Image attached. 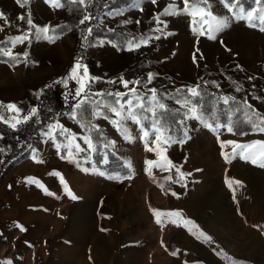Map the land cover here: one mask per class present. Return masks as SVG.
<instances>
[{
	"label": "rangeland",
	"instance_id": "rangeland-1",
	"mask_svg": "<svg viewBox=\"0 0 264 264\" xmlns=\"http://www.w3.org/2000/svg\"><path fill=\"white\" fill-rule=\"evenodd\" d=\"M210 3L212 13L218 16L228 15L219 0H210ZM57 4H60V0H32L29 7L25 8L18 5L17 0H0V12H3L5 17L0 18V48L11 51L15 57L12 59L0 55V105L15 104L23 110L22 114H26L36 105L42 83L53 79V84L58 83L61 92H65L68 86L75 90L79 87L77 79L70 78V70L75 62L71 63V58L82 25L55 36L54 42L24 39L15 44L11 43L14 38L27 33L26 21L29 14L38 27H50L51 24L58 23L60 10ZM169 4L184 7L181 0H156L155 4L152 0H132L119 10L100 14L99 22L109 28L122 30L130 38H139L141 35L154 37L159 34L152 31L156 27L154 17ZM26 9L28 16L20 20L19 17L24 16ZM195 15L194 24L189 15L160 16L166 24V27L160 25L164 28L165 35L158 40L152 39L147 46L135 50L116 47L119 54L111 52L109 45L103 42L110 41L109 39L97 37L88 48L89 58L97 60L107 79H110L113 89L123 91L122 82H118L124 78V70L135 63L138 53H145L146 68L137 77L126 79L140 81L136 91L142 96L148 89L155 88L153 80L151 83L144 80L149 73L153 76L162 73L173 77L175 82L184 86H196L198 80L195 74L199 59L216 73L220 70V60L225 65L243 69L249 77H255L258 70L262 69L259 73L264 87V31L248 26L245 19H229L228 27L215 33V39H211L208 34H202V29L198 27L199 14ZM137 20L139 23H136ZM210 23L212 21L209 19ZM207 27L208 25L205 28ZM25 52L28 53L27 57L22 55ZM81 64L84 66L77 70L75 75L82 78L81 83L87 85L85 90L91 92L102 86L103 80L89 81L88 76H84L83 70L89 69L92 73L93 71L88 64ZM104 73L96 74L102 76ZM63 80H66V84L59 82ZM0 111L3 112L5 120L14 115V112L7 109ZM14 122L11 120L8 124ZM182 127L183 147L172 137L167 147L163 144L148 150H165L172 154L169 170H154L152 166L150 183H147L149 191L146 190V201L151 203V211L149 207L142 206V197H138L137 202H134L132 209L135 211L123 213L120 210L118 223L121 237L117 245L119 253H114L112 258L103 263L264 264V199H257L256 193L251 192V189L248 191L249 179L246 178L248 174H245V169L249 170L248 166H260L241 158L239 150L233 155L236 145L264 142V132L235 136L227 127H221L214 132L195 118H184ZM45 142L41 150L34 142L28 159L4 166L11 146L2 140L0 133V149H3L0 152V171H3L0 177V261L32 264L31 258L21 253L24 249L21 245L22 238H17V220L23 211L36 208L35 205L39 203L40 187L37 182L29 183V178L37 181L38 176L43 177L37 174L40 169L50 167L53 170L55 165L57 166L58 154L54 142L47 137ZM254 147L258 148L260 145L255 144ZM238 160L243 163L236 165L238 169L243 168V177L237 174L238 169L230 168V165ZM152 161L157 162V159L153 158ZM165 169L167 170V167ZM248 173L251 177L255 172ZM169 176L172 177L171 180L167 179ZM237 181L240 183H236ZM240 186L242 189L238 190L237 187ZM32 188H36L37 192ZM246 192L250 194L249 197H245ZM235 195L240 197L237 199ZM229 197L231 210H228ZM103 208L106 209L107 206ZM165 213L179 215L165 216ZM193 216H196L199 222L195 221ZM128 218L129 221L142 218L136 221L137 232L134 237L122 235L129 229L126 226ZM158 219L160 222H157ZM130 243L135 251L134 261L127 259L131 251L128 245ZM109 248L111 249L110 246Z\"/></svg>",
	"mask_w": 264,
	"mask_h": 264
},
{
	"label": "crops",
	"instance_id": "crops-1",
	"mask_svg": "<svg viewBox=\"0 0 264 264\" xmlns=\"http://www.w3.org/2000/svg\"><path fill=\"white\" fill-rule=\"evenodd\" d=\"M103 42L109 45L108 48H110L111 52L119 54L116 46H113L115 45L114 43L110 41ZM81 65L84 66V64ZM83 71L85 72V70ZM86 71L88 77H96L98 78L97 81L103 80L102 86L92 90L91 92L93 93H125L127 91L124 87L123 91L113 89L110 79L105 76L106 73L100 76L92 73L89 69H86ZM122 79L126 80L123 77ZM126 81H134V79ZM121 82L120 79L118 83ZM107 84H109L108 87ZM55 87L61 92L58 83ZM68 87H66L67 90ZM129 87L131 88L133 85L129 84ZM39 98L37 97L36 99V107L38 106ZM73 111H76V109ZM71 113L58 117L54 121L67 129L71 128L70 131L72 133L81 136L84 133L79 127L77 120L71 118ZM112 118L114 119L115 117ZM53 122L46 124L32 138V143L34 144L35 142L40 150L46 143L43 133L47 131V126ZM93 122L106 130L111 142H114V144L111 143L113 150L130 161L132 175L122 180L110 179L104 174L100 175L101 171L89 170L86 166L92 160L94 150L80 153L76 157V161H73L71 159H62L60 151L57 152L58 150L55 147L58 154L57 166L55 165L53 170L50 167L38 169L37 174L43 175V177L38 176L37 178V184L42 193L38 191V205H35L36 208H28L29 210L23 211L17 220V224H19L17 238H22L21 245L24 249L21 250V253L25 257H30L32 264H104L103 261L112 258L111 255L119 253L117 245L121 237L118 223L120 212L129 213L130 210L135 211L132 207H134V202H137L138 197L143 198L142 206H147L150 211L152 210L150 208L152 206L151 203L146 201V195L149 191L147 183H150L149 175L152 174V166H154V170L156 168L159 171L160 169L163 172L168 171L169 164L172 162V154L165 150H148L163 144L167 147L169 142H165L164 134H160L159 143L155 142L153 138H149L146 144L141 127L131 120L125 122L126 132L124 134L110 120L101 118L93 120ZM55 134L56 143H58L59 132L57 131ZM246 135L251 134H245L244 136ZM77 143L81 147L87 148V145L82 140H77ZM66 151L67 149H65V153ZM73 152L75 153L74 148ZM153 158L157 159V162H153ZM147 161H152L153 163L149 165ZM237 163L243 164L241 160H238L235 164H231L230 168L238 169ZM157 165L162 166L157 167ZM166 167L167 170L165 169ZM248 167L249 170L245 169V174H248L246 178L249 179L248 191L251 189V192L256 193L257 199H264V167ZM84 169H88V171H84ZM238 170L237 174L241 175L243 168ZM51 171L62 175L64 182L77 199L73 200L67 195L60 178L52 174ZM249 171H254L255 173L250 177ZM237 189H242V186L237 187ZM32 190L37 192L36 188H32ZM244 195L249 197L250 194L246 192ZM235 197L238 199L240 196L235 195ZM124 204L125 207H123ZM106 206L107 208L104 209L103 207ZM228 210H231L230 197ZM141 219L136 220L133 218V220L130 219L129 221L128 218L126 226L129 229L124 230L127 233H122V235L134 237L135 232H137L136 221ZM193 219L199 222L196 216H193ZM202 220L205 221L204 219ZM131 244H128L131 251L128 253L127 259L134 261L133 252L135 251L134 249L132 250Z\"/></svg>",
	"mask_w": 264,
	"mask_h": 264
},
{
	"label": "trees",
	"instance_id": "trees-1",
	"mask_svg": "<svg viewBox=\"0 0 264 264\" xmlns=\"http://www.w3.org/2000/svg\"><path fill=\"white\" fill-rule=\"evenodd\" d=\"M131 1L132 0H93L94 7L89 5L87 10L92 13L94 18L91 23L86 22L82 25L81 34L76 42V48L72 55L71 63L79 60L82 63L88 64L93 73H104L103 69L97 64V60L90 59L88 55V48L93 39L97 37L106 38L115 45H120L126 38H130V36L118 28H109L100 23L99 16L104 12L119 10L130 4ZM30 2H32V0H29L23 6L28 8ZM242 2L245 10H252L254 16L264 14L261 12V10L264 9V0H242ZM60 4H63L62 7H59L60 19L58 23L51 24L49 27L50 35H62L79 25L78 21L82 15L79 6L77 4L64 3V0H60ZM27 12L26 9L24 17L28 16ZM190 17L191 22L194 24L196 15ZM23 23L24 21H22V25H24ZM88 27L92 28L91 34L86 32ZM198 27L204 29L206 25H200ZM261 27H264V25H261ZM53 29L55 30L54 32L52 31ZM86 35L87 40L84 41ZM119 48L123 50V48ZM145 56V53L137 54L135 63L127 67L123 72L125 79L137 77L138 74L146 68L147 62L145 61ZM261 71L262 69L258 70V74L255 77H249L243 69L232 67V65H225L223 61L220 60V70L216 73L212 71L202 59H199L195 76L198 80L197 84L200 86L199 91L202 94L200 107L198 109V115L201 116V119H195L204 123L214 132L224 127L222 125L227 124L229 118L231 119V133L236 136L259 131L260 127H264V123L260 120V118H264V87L259 73ZM144 80L147 81V77ZM152 80L158 96L168 93L171 97H175L177 95V89H184L187 87L180 82H175L173 77L163 75L162 73L154 75ZM108 86L109 84H107V87ZM237 88L240 90L237 91ZM75 91L74 88H69L65 92H59L53 84V79H50L40 86V98L37 106L39 108V113L36 117H33L32 120L27 123L21 124L16 129L11 128L8 123L0 122L2 140L8 142L11 146L7 160L3 164L4 166L7 163L17 164L24 159H28L33 151L32 138L35 134L46 124L53 122L58 117L73 112V106L77 102V98L73 95ZM182 94L183 93H181V95ZM225 96L232 98L227 104H225L222 99ZM127 98L128 97L125 96V99ZM163 102L169 110L166 119L167 124L171 128V138L173 137L172 139L175 141H181L179 143L183 147L184 132L180 121H183L185 118L184 114L186 109L178 105L173 98L164 99ZM245 105L249 107H245ZM76 111L79 117V110L76 109ZM159 111L160 110L157 109L158 114ZM245 112H247L248 117H251V119L246 118L244 115ZM256 113H258V116ZM87 115V112H85V117H87ZM92 123L94 122L92 121ZM143 123L145 126H148V121H144ZM99 128L100 133L94 132L92 134L95 149L92 160L89 161L86 166L89 170L103 172L104 175L110 179L122 180L130 177L132 175L130 161L121 157L113 150L112 144L110 143V136L102 126H99ZM101 134L103 138H101ZM163 134L165 138L169 136L168 132H163ZM61 140V137L57 138L58 143H60ZM106 143L108 145L107 147L104 146ZM59 151L61 157L65 155V148L61 147ZM2 174L3 171L1 170L0 177Z\"/></svg>",
	"mask_w": 264,
	"mask_h": 264
},
{
	"label": "snow or ice",
	"instance_id": "snow-or-ice-1",
	"mask_svg": "<svg viewBox=\"0 0 264 264\" xmlns=\"http://www.w3.org/2000/svg\"><path fill=\"white\" fill-rule=\"evenodd\" d=\"M28 0H17V4L23 6L27 3ZM184 7L180 8L178 4H169L167 5L161 13L157 14L154 17L156 21V27L152 30L158 35L154 37L152 35H141L139 38H126L120 45H113L116 47H121L126 50H135L141 46H147L148 42L152 39H160L162 35H165L164 28L160 27V25L166 24L163 20L160 19L162 15H189L193 16L195 14H199V25H208L207 28L202 29V34H208L209 38L215 39V33L220 32L223 28L228 27L229 19H245L248 22V26L259 28L260 31H264V14L255 15L252 10H245L243 7L242 0H219L220 4L226 9L228 15L226 16H218L210 11L211 3L210 0H181ZM64 3H72L77 4L79 6V10L82 15L78 21L79 25H84L86 22L91 23L94 18L92 13L87 10L88 6L91 5L94 7L93 0H64ZM152 3L155 4L156 0H152ZM239 5V7H238ZM63 4H57V7H62ZM142 10V9H141ZM264 13V9L261 10ZM0 18H5L4 13L0 12ZM20 20H24V16L19 17ZM209 19L212 23L209 24ZM28 25L27 33L24 36L14 38L11 43L15 44L17 42H21L24 39H44L50 42H54L55 36L49 34V27L36 26L29 14L28 19L26 21ZM126 23H130V21H126ZM136 23H139L137 20ZM35 29V32H33ZM55 31L54 29L52 30ZM88 34H91L92 28L88 27L86 29ZM87 40V35L84 37V41ZM83 46V41H82ZM0 55L8 56L12 59H15L12 56L11 51H5L0 48ZM27 57L28 53L25 52L22 54ZM194 62H195V54H194ZM83 67L79 60L74 62L73 68L70 70V78L77 79V83L79 87L73 93V95L77 98L76 104L73 106L74 109L79 110V117L77 115V111H73L70 116L72 119L77 120L79 127L82 129L84 133L81 136H77V134L72 133L70 130L60 125L58 122L54 121L53 123L47 126V131L43 133L45 137L51 139L54 142V146L57 148L58 152L61 147L67 149L65 155H63L62 159H71L76 161V157L85 151H92L95 149V144L92 138V134L100 133V128L98 125L92 123L93 120L96 119H105L110 120L111 123L117 126L118 130L121 131L122 134L126 132L125 122L131 120L135 122L138 126L141 127L142 135L145 138V143L147 144L149 138H153L155 142H160V134L163 132H168L169 136L166 138L165 142H171V128L167 124L166 115L168 113V109L166 104L163 102L164 99L173 98L175 102L180 105L182 108H185V118H196L201 119V116L198 115V109L200 107V99H202V94L199 91V84L193 87H186L184 89H177V95L175 97H171L168 93H164L162 96H158L157 90L155 88H150L144 95H140L136 88L140 85V81H126L121 78L123 87L127 90L125 93L120 92H96L92 93L90 91H86L87 85L81 83L82 78H77L75 73L77 69ZM239 67V66H238ZM87 71L85 69L84 76L87 77ZM153 78V74L149 73L147 80L148 83H151ZM89 81H95L98 78L96 77H88ZM66 84V80L59 81ZM215 83V82H213ZM129 84H132L133 87H129ZM218 87V85H217ZM237 91L240 89L237 88ZM181 93H183L181 95ZM38 98H39V94ZM125 96H128L125 99ZM223 102L227 104L231 97H223ZM245 107H249L245 105ZM0 109H7L11 112H14V115L10 116L8 120H5L3 112L0 111V122L9 123L11 120H14V123H10V127L13 129L17 128L18 124L27 123L32 120L33 117H36L39 113V108L34 106L27 111L26 114H22L21 109H19L15 104H7L0 105ZM157 109H159V114L157 113ZM85 112H87V117H85ZM246 118L248 117L247 112L244 113ZM258 116V113H256ZM112 117H115L114 119ZM261 122L264 123V118H260ZM144 121H148V126L144 125ZM183 121H180L182 123ZM231 119L229 118L227 124L222 125L227 127L229 132H232V127L230 126ZM59 132V136L62 138L60 143H56V132ZM259 131L264 132V127H260ZM101 138L102 134H101ZM77 140H82L87 148L81 147ZM181 142V141H176ZM113 143L114 142H110ZM232 143V142H228ZM255 144H259L260 147H254ZM107 147V143L104 145ZM73 148L75 149V153L73 152ZM151 150V149H149ZM237 150L241 155V158L245 160H249L253 164H259L260 167H264V142H253V144H243L236 145L233 148V155L237 154ZM3 149H0L2 152ZM86 159V158H85ZM228 159V157H225ZM152 161H147V164L151 165ZM157 167H161V165H157ZM84 171H88V169H84ZM58 176L61 180V183L64 185V190L67 195L71 197L73 200L77 199V197L71 192L68 188V185L64 182L63 177L60 173H53ZM103 175V172L99 173ZM167 179L171 180L172 177L169 176ZM29 183L37 182L29 178ZM38 183V182H37ZM236 183H240L237 181ZM229 186L231 187V182H229ZM43 187V185H41ZM46 190V189H45ZM176 195L175 193H172ZM165 216L168 215H179V213H165ZM157 222H160L158 219ZM175 254V253H174ZM0 264H11V261H0Z\"/></svg>",
	"mask_w": 264,
	"mask_h": 264
}]
</instances>
